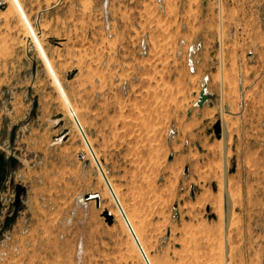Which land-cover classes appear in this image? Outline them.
Instances as JSON below:
<instances>
[{"label":"rangeland","instance_id":"1","mask_svg":"<svg viewBox=\"0 0 264 264\" xmlns=\"http://www.w3.org/2000/svg\"><path fill=\"white\" fill-rule=\"evenodd\" d=\"M105 1L0 0V264H264V0Z\"/></svg>","mask_w":264,"mask_h":264},{"label":"water","instance_id":"2","mask_svg":"<svg viewBox=\"0 0 264 264\" xmlns=\"http://www.w3.org/2000/svg\"><path fill=\"white\" fill-rule=\"evenodd\" d=\"M0 8L1 9H5L6 8V5H4L3 3H0ZM210 100V95L206 92V90L204 89L201 94H200V98H199V102H198V105L200 107H202L206 102H208ZM62 118L61 116L58 117V119ZM214 131H215V134L218 135L219 137H221V133H222V124L220 122H218L215 127H214ZM68 135V132L67 131H64L62 133V135L59 137H66ZM88 149L90 151V153L92 154V151H91V148L88 146ZM92 156H94L92 154ZM100 171H101V168L99 167ZM6 177V171H5V163L3 161V158H0V183L2 182V180H4ZM225 180H226V177H225ZM225 184H226V181H225ZM226 191V201H227V205H228V213H227V221H226V225L228 226L229 224V218H230V200L228 199V196H227V190ZM21 193V189L18 188V197ZM85 200L87 201H90V200H95L97 202V207H100V199L98 197V195H93V194H87L85 196ZM103 216L106 218V221L109 225H112L113 224V221H114V218L110 215V213L108 211H105L103 213ZM127 220V219H126ZM128 222V221H127ZM128 225H129V222H128ZM130 227V225H129ZM131 228V227H130ZM137 240V238H136ZM139 244V243H138ZM140 247V250L142 251L141 249V246L139 245ZM143 253V251H142ZM144 254V253H143Z\"/></svg>","mask_w":264,"mask_h":264},{"label":"built area","instance_id":"3","mask_svg":"<svg viewBox=\"0 0 264 264\" xmlns=\"http://www.w3.org/2000/svg\"><path fill=\"white\" fill-rule=\"evenodd\" d=\"M102 14L103 24H104V30L108 34L109 37L112 36V26L109 21V1H105L102 9L100 11ZM181 47L185 49V63L187 68L191 72H195L197 70V54L201 50L202 45L201 43H189L185 40H182L180 42ZM147 43L142 40L140 43V52L141 54H145L147 52Z\"/></svg>","mask_w":264,"mask_h":264},{"label":"bare ground","instance_id":"4","mask_svg":"<svg viewBox=\"0 0 264 264\" xmlns=\"http://www.w3.org/2000/svg\"><path fill=\"white\" fill-rule=\"evenodd\" d=\"M206 90V92H207V89H205ZM226 168H227V166H226ZM225 173H226V170H225ZM99 197V196H98ZM222 198H218V197H216V196H213V195H211V194H205L204 195V197H203V200H204V202L205 203H208L209 205H211L212 206V208L215 210V211H217L218 213H220L221 214V211H222V200H221ZM230 207H231V205H230ZM109 212V211H108ZM110 213V212H109ZM223 213V212H222ZM113 217V216H112ZM114 218V217H113ZM222 218H223V216H222ZM115 221V220H114ZM229 221H230V218H229Z\"/></svg>","mask_w":264,"mask_h":264},{"label":"crops","instance_id":"5","mask_svg":"<svg viewBox=\"0 0 264 264\" xmlns=\"http://www.w3.org/2000/svg\"><path fill=\"white\" fill-rule=\"evenodd\" d=\"M213 63H214V65L213 66H215V68H216V71L213 73L214 75H216L217 74V70H218V68H219V66L218 65H221V63L220 62H215V61H213ZM255 79L256 78H252V81L254 82L255 81Z\"/></svg>","mask_w":264,"mask_h":264}]
</instances>
